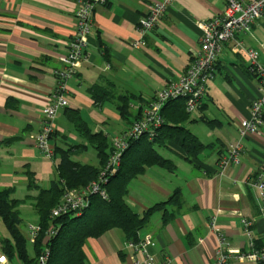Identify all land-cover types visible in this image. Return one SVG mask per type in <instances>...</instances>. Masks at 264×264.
Instances as JSON below:
<instances>
[{"label": "crops", "instance_id": "1", "mask_svg": "<svg viewBox=\"0 0 264 264\" xmlns=\"http://www.w3.org/2000/svg\"><path fill=\"white\" fill-rule=\"evenodd\" d=\"M158 1L110 0L96 8L85 56L67 82L69 105L59 110L51 139L54 147L70 149L73 160L99 165L98 152L97 163H90L87 156L80 159L82 150L94 146L76 131L70 111H78L94 133L102 131L109 136L107 126L112 121L120 122V127L124 123L122 130L126 120L117 107L118 96L134 95L132 112L138 116L143 104L185 72L192 50L200 46L198 22L223 13L226 7L225 0H173L158 24L142 35L137 25ZM78 6V0H0V190L14 188L12 197L22 200L17 191L26 188L29 193L24 196L33 201L26 209L33 208L35 213L39 190L34 185L48 188L58 178L60 150L54 158H46L31 136L40 130L43 109L51 102L57 84L54 70L63 66L60 58L67 54L75 34ZM236 38L245 48L256 50L264 64V15L249 32L238 33ZM135 40L144 44L134 47ZM248 63L237 41L227 42L217 60L216 78L208 86L197 115L184 124L200 141L210 144L199 156L207 168L160 148L176 154L177 159L169 158L176 170L154 165L129 184L126 201L141 214L167 201L176 189L181 191V204L167 203L140 231V237H154L156 244L150 252L157 264L166 260L170 264H212L218 245L210 228L212 216L217 217L233 248L249 247L243 219L252 222L256 246L264 247L261 200L248 182L264 173V125L246 138H241L239 130L241 122L250 117L251 102L259 96L258 78L248 71ZM93 87L106 91L108 99L96 102ZM239 139L240 162L220 174V151ZM49 160L54 164V177L44 187L45 181L38 174L42 166H50ZM166 214L170 217L167 222ZM84 251L86 264H128L133 258L144 264L145 260L141 252L128 249L120 228L89 238ZM231 264L249 263L232 260Z\"/></svg>", "mask_w": 264, "mask_h": 264}, {"label": "built area", "instance_id": "2", "mask_svg": "<svg viewBox=\"0 0 264 264\" xmlns=\"http://www.w3.org/2000/svg\"><path fill=\"white\" fill-rule=\"evenodd\" d=\"M110 0H78L76 10V31L69 44L66 55L60 59L63 66L56 68L54 74L57 80L56 87L52 92L51 102L43 109V119L40 130L31 136L35 145L42 154L49 159L55 157V147L51 142L55 132V119L59 110L69 105L67 82L72 78L81 66L85 56L88 38L93 33L94 13L98 6L106 5ZM173 0H159L150 11L143 16L138 25V31L148 34L166 14ZM226 7L223 13L212 18L198 22L202 30L200 46L194 48L191 53V62L179 79L168 83L158 94L141 106L139 115L131 122H126L121 135L112 139V147L108 160L98 177L91 183L80 187L66 190L61 201L53 208L52 216L59 217L75 212L81 214L89 207L92 195H99L103 199H108L109 194L105 185L112 176L119 171L122 165L123 155L129 148L131 141L139 139L143 135H148L153 139L157 135L158 129L163 124L162 111L166 103L172 99L183 97L185 99L186 111L190 114L202 103L208 86L216 78V64L225 44L231 40L237 41V48L245 51L248 57V71L258 78L259 96L250 104V117L240 124V136L246 138L259 132L264 125V64L259 60V54L252 48H245L237 40L238 33H247L251 30L253 23L264 15V0H225ZM142 40H135L134 47H141ZM242 150L241 139L228 143L225 151L218 160V172L222 174L224 170L232 164L240 162ZM249 184L258 192L261 200L260 213L264 217V173L256 174L248 180ZM244 232L250 239L249 247L246 249L233 248L226 234L218 226L217 217L212 216L210 228L217 235L218 245L216 248L212 264H231L246 261L249 264H264V247L258 248L251 229L252 222L243 219ZM40 230L39 224L30 225V232L27 234L28 240L35 241ZM55 234L52 226L48 232V237ZM156 244L151 234H146L138 240L127 241V247L132 253L141 252L145 255L144 264H157L153 259L150 249ZM50 252L46 250L39 258L40 264H46ZM0 256V262L9 264ZM6 258V257H5ZM128 264H141L137 258H133ZM158 264H170L169 260Z\"/></svg>", "mask_w": 264, "mask_h": 264}, {"label": "trees", "instance_id": "3", "mask_svg": "<svg viewBox=\"0 0 264 264\" xmlns=\"http://www.w3.org/2000/svg\"><path fill=\"white\" fill-rule=\"evenodd\" d=\"M92 93L98 103L108 99L107 92L102 88L93 87ZM134 100V95L118 96L117 107L126 122L138 117L132 112L131 105ZM70 113L76 131L96 148L99 165L75 161L72 159L70 149L61 150L55 147V155L60 150L58 178L53 180L48 188L34 185V180L30 182V186L34 185L39 190L35 209L38 213L40 230L32 243L21 229L22 218L19 207L22 200L12 197L14 188L0 190V217L9 232V236L0 240V252L9 261L40 264V256L49 250L50 255L46 264H86L84 251L86 241L91 237H100L113 228L123 230L127 241L138 240L140 231L156 211L165 209L167 203L176 205L182 203L180 189H176L167 201L155 204L142 214L136 212L126 201L130 182L144 174L149 167L158 165L170 171L176 170L175 162L162 155L160 148L173 150L195 166L207 168L199 156L210 144H204L184 125L191 118V114L185 108V99L183 97L172 99L163 108V124L158 129L157 135L153 139L143 135L131 141L123 155L121 168L105 185L109 194L108 199L92 195L89 207L81 214L72 212L53 217L52 210L61 201L66 190L83 187L98 177L112 145L109 136L102 131L94 133L93 128L78 111H70ZM220 153H223V149ZM168 215L166 214L164 218L165 222L170 219ZM52 226L55 234L49 238L48 232ZM29 243L32 245V254L28 249Z\"/></svg>", "mask_w": 264, "mask_h": 264}, {"label": "rangeland", "instance_id": "4", "mask_svg": "<svg viewBox=\"0 0 264 264\" xmlns=\"http://www.w3.org/2000/svg\"><path fill=\"white\" fill-rule=\"evenodd\" d=\"M198 113V110L196 109L195 111H193L191 113V116H195L197 115ZM58 114V113H57ZM126 123V121H124ZM124 125V123H122V126ZM121 126V127H122ZM121 127H120V122H111V124L109 126H107V133L109 135V139L110 141L118 136L121 135ZM107 136V135H106ZM81 147V146H80ZM112 147V145H111ZM77 149H80L79 147H77ZM160 152H162V154L168 158H172V159H177L176 157V154H174L173 152H169L167 150H160ZM83 156H87L88 157V160L90 161V163H97L98 162V159H97V150L95 149V147H88L87 150H82L81 154H80V159L82 160L83 159ZM108 160V158H107ZM83 161V160H82ZM50 166L49 167H41L40 168V171H39V177L41 179V181H45L44 183V187H48V181L50 179H52L54 176H53V172H52V168L54 167V164L52 162V160H49L47 161ZM56 162H58V157L56 159ZM107 162V161H106ZM106 164V163H105ZM52 166V167H51ZM104 168V166H103ZM102 168V169H103ZM101 169V170H102ZM35 190H32L31 193H34ZM18 194H19V197L21 196L23 199V202L21 203L20 205V209H22L24 207L25 210L22 211L21 213V218H22V222H21V229L23 231V233L25 234H29L30 232V225H35L37 224V219H38V214L34 212V209H30V210H27L26 208H29V206L32 205L33 201L29 198H27L28 196H24L26 194H28L29 192H27L26 188H18ZM22 192V193H21ZM17 194V196H18ZM34 212V213H33ZM5 236H9V232L7 230V227L5 225V223L3 222L2 218L0 217V240L2 237H5ZM28 249H29V252L32 254L33 253V250H32V245L31 243H29L28 245ZM0 248H1V242H0ZM0 256H3V254L0 252ZM0 264H3L0 262Z\"/></svg>", "mask_w": 264, "mask_h": 264}]
</instances>
